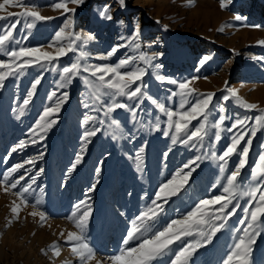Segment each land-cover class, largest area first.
<instances>
[{
    "label": "rangeland",
    "instance_id": "1",
    "mask_svg": "<svg viewBox=\"0 0 264 264\" xmlns=\"http://www.w3.org/2000/svg\"><path fill=\"white\" fill-rule=\"evenodd\" d=\"M23 2L37 6L42 15L55 18L45 22L38 21L31 30L26 29L22 22L15 33L20 43L10 44L8 50L19 47L46 48L66 22L65 16L61 15L62 10L52 7L59 0ZM193 3L194 6H191ZM105 6L110 7L112 21L100 16ZM69 7L77 9L72 16L74 33L94 36L92 42L81 44L82 50L90 54L82 63L116 64L120 59L135 57L141 53L147 55L151 58V64L146 69L148 74L144 81L147 87L144 91L148 96L164 102L168 108L179 111L180 96L172 99L168 97L172 91L180 90L176 85L157 81L156 73L178 82L192 80L190 87L198 93H215V110L211 113L210 122L218 117L221 105L226 108L227 115L232 120L248 118L250 122L261 114L259 109H264V45L259 43L264 40V0H232L226 9L220 7V0H126L125 7H121L117 0H86L83 6L69 4ZM21 11L22 8L7 6L4 11H0V16ZM236 16L243 19L238 21ZM15 19L16 16H10L7 21L0 20V26H6ZM137 25L141 29L139 49L133 44L119 49L107 61L96 58L107 54L117 45L126 43ZM221 27L224 28L223 32L219 31ZM77 54L69 53L60 58L56 62V72L29 67L23 75L9 76L5 80V87L0 89V181L9 168L29 159H35V164L25 163V168L15 173L12 179L24 175L25 179L21 184L26 185L31 183L32 176H36V183L26 194L29 206L21 205L18 220L11 212L13 201L19 203V198L12 194L18 189L6 192L0 186V264H79V259L73 256L65 238L67 232L76 231L69 217L76 211L75 205L81 201H86L91 206L86 229L88 243L102 264H111L108 258L119 255L124 247L122 241L133 224L140 223L137 217L153 207L152 201L160 186L172 179L185 162L197 155L205 158L198 162L199 167L176 195L167 198V202L158 201L163 205V211L158 210L155 220L148 222L151 231L146 235L151 236L155 231L162 230L173 220L185 219L202 200L227 195L223 193V188L239 157L231 158L225 172H221L219 162L210 157L213 153L222 154L233 133H221L222 139L214 146L211 140L206 139L205 147L201 149L179 142L173 145L172 133L169 136L163 134L167 130V117L160 114L147 99L140 106L137 121H133L130 112L125 109L116 110L110 117H106V109L93 103L90 90L80 79H75L67 88L58 87L60 70L69 65ZM204 57L210 59L201 64ZM0 61H10L7 51L0 50ZM136 64L145 67L143 63L135 61L131 68ZM156 65L163 67L157 68ZM37 78H41V83L29 105L24 106L23 100L27 98V93ZM225 81L243 99L256 104L258 108L246 110L239 107L233 99L224 101L223 96L228 94L224 91ZM53 91L57 93V97L67 92L69 98L54 117L57 123L46 132L38 129L39 135H35L32 129L44 108L55 107L57 97L51 95ZM195 95L196 93L189 96L188 100L191 101ZM120 100L136 106L134 101L125 98ZM86 104L88 107H85ZM20 108H24L22 116L18 111ZM97 108L100 110H95ZM89 115L97 119L84 125L83 120ZM157 115L161 121L159 130L155 127ZM111 119L117 120L119 127L110 126ZM232 120L226 121V124L230 125ZM98 121L104 122L102 128ZM197 123L199 122L193 121V124ZM93 127L101 130L90 138L81 163L72 170V164L84 146V134ZM215 131L212 130L213 134ZM249 138L252 139V145L248 163L239 178L240 191L259 183L251 181V169L257 164L258 157L264 154V130L259 131L255 137L245 139ZM33 139L36 143L30 142ZM20 141L27 142V146L12 153L11 148ZM244 146L242 142L240 147ZM141 147L144 148L141 154L143 165L142 170L138 171L136 154ZM165 153L168 155L165 156ZM41 154L42 159H38ZM37 200L40 201L37 208L47 217L43 226L39 217L33 218L30 215L32 205ZM237 202L240 207L236 209L235 215L228 219L211 242L196 248L189 264H223L233 251L237 237L242 235V232L236 230L243 229L247 223L245 221L242 224L241 221L245 219L243 209L250 202L249 198L238 193L234 200V203ZM218 207L219 205L209 206V210ZM84 209L85 205L81 204V210ZM231 210L230 206L229 211ZM192 227V236H184L176 241L171 246L169 255L154 261V264H169L174 253L181 247L194 244L200 239L199 231L204 230L207 225ZM61 232L65 233V237L60 236ZM139 242L132 240L128 246H135ZM54 244L61 248L59 257L52 254ZM41 249L47 250L48 255L42 253ZM91 264H96V261ZM233 264L238 262L234 261ZM251 264H264V228L253 245Z\"/></svg>",
    "mask_w": 264,
    "mask_h": 264
},
{
    "label": "snow or ice",
    "instance_id": "2",
    "mask_svg": "<svg viewBox=\"0 0 264 264\" xmlns=\"http://www.w3.org/2000/svg\"><path fill=\"white\" fill-rule=\"evenodd\" d=\"M86 0H59L52 7L55 10H62L61 15L65 16L66 22L55 33V38L52 43H49L46 48L44 47H19L17 49L8 50V46L12 43L19 44L20 40L16 38V29L18 26H23L31 30L35 27L36 22H45L54 19L52 16H44L37 9V6L30 5L23 2V0H3L0 3V11H4L7 6L19 7L23 11L18 13L8 12L7 16H0V20L7 21L8 17L16 16L17 19L10 21L6 26H0V50L7 51V55L10 57L9 62L0 61V89L5 87V80L9 76L23 75L24 71L29 67H39L45 70L57 71L56 62L60 58L68 56L69 53H78L75 59L67 66H63L60 70L58 87L61 89L67 88L74 82L75 79H80L83 84L90 90V95L94 104H99L102 108L106 109L104 115L110 117L111 114L119 109H125L130 112L133 121H137L138 113L141 111L140 106L147 99L160 114L167 117L166 124L167 130L164 131L165 136L171 135V143L176 145L178 142L185 146L201 149L205 147L206 139L211 140L212 145L219 142L222 139L221 133L225 131L233 133L231 135L230 142L224 148L222 154H212L210 157L216 160L220 164L221 172H225L228 168L229 162L233 156H238L239 160L231 173L227 176L226 186L223 188V193L227 195H217L211 199L200 201L196 208L188 214L185 219H177L171 221L162 230L155 231L151 236L146 235L151 231V227L148 224L149 221L155 220L159 211H163V205L158 201L163 200L167 202V198L176 195L188 182L189 177L199 167V161L204 159V156L197 155L193 159L185 162L181 168L174 174L172 179L167 183L160 186L159 190L155 194V198L152 201L153 207L143 212L137 219L139 224H133L132 229L127 234V237L122 241L124 247L121 248L119 255L109 257L108 260L111 264H154V261L169 255L172 251L171 246L180 241L184 236L193 235V225H207L204 230L199 231L200 239L194 244H186L181 247L178 252L174 253V258L169 261V264H189V260L198 246H202L204 243L211 242L217 232L224 228L228 219L235 215L236 209L240 207L239 203H234L237 198V194L249 198L248 205L243 209L245 219L241 223L247 221L246 226L243 229H237V232H242V235L237 237V242L233 245V251L227 256L223 264H233L234 261L238 264H251V255L253 251V245L256 244L257 237L260 235L261 229L264 228V154L258 157L257 164L251 169V181H258L259 183L253 184L251 187L244 191H240L241 183L240 176L242 169H244L248 163L249 149L252 145V139H245L246 137H255L259 131L264 130V109H259L260 115L253 118V121H249L248 118L232 120L227 115V110L222 105L218 108V117L210 122V116L214 109L213 99L215 93H198V91L190 85L192 80L184 82H178L174 78L166 77L158 73L155 74V79L160 82H166L171 85H176L179 88V92L172 91L168 99H172L177 95L180 96L179 111L170 109L164 102H160L147 95L144 89L147 87L144 81V77L147 73V66L151 64V58L141 53L135 57H128L120 59L116 64H88L82 63L89 58V53L82 50L81 44L87 45L94 40L93 35H78L73 31V19L72 16L76 13V7H69V4L76 5L77 7L83 6ZM121 7L126 6V0H117ZM232 0H220V7L226 9ZM194 6V3L191 4ZM110 7L105 6L100 13L102 19L112 21L113 16L110 14ZM236 20L243 19L240 16L235 17ZM219 31L223 32L224 28L221 27ZM141 36L140 26L137 25L133 29L132 35L127 39L126 43L117 45L112 48L107 54L99 55L96 58L101 61L109 60L119 49L126 48L129 45H135L137 49L140 48L139 38ZM27 39V36L23 37ZM67 41V43H64ZM264 45V40L259 42ZM47 49H52L49 51ZM210 57H204L201 64L207 62ZM139 61L145 65V67L136 64L134 68L131 65ZM157 68L163 67V65H156ZM131 68L128 71H122V69ZM87 74V75H83ZM91 77L92 79H90ZM41 83V78H37L31 85V90L27 93V98L23 100V105L27 106L31 102L36 88ZM135 85V87H133ZM228 94L223 96L224 101L233 99L235 103L246 110L257 109L258 106L254 103H249L243 99L238 91L228 86V82L225 81V89ZM194 98L189 101L188 97ZM53 97H57V93L53 91L51 93ZM69 95L67 92L57 97L55 107L49 106L44 108L42 115L39 118L35 128L32 129L33 134L39 135L40 131L46 132L57 123L54 118L60 111L62 105L67 102ZM104 98H108L105 100ZM120 98H125L128 101H134L135 107L121 102ZM110 101V103L108 102ZM85 107H88L86 104ZM97 111L100 108L95 109ZM19 114H24V108H20ZM96 117L91 115L87 116L83 120L84 125H88ZM232 120L230 125L226 124V121ZM155 127L159 130L160 116L155 117ZM193 121L199 123L193 124ZM103 127V121H98ZM250 123L252 126H249ZM110 126L119 127V123L115 119H111ZM143 127V125H141ZM101 128L93 127L84 134V146L81 148L80 153L76 156L75 162L72 164V170L79 165L83 159V155L90 142V138L97 135ZM215 129L213 134L212 130ZM43 139V137H41ZM36 143L35 139L30 141ZM244 143V147H240L241 143ZM27 146V142L20 141L17 145L11 148L12 153H16L23 150ZM144 152V148L141 147L136 154V160L138 161L136 167L137 170H142L143 159L141 154ZM42 155L37 157L42 159ZM165 156L168 153L164 154ZM6 162V161H5ZM25 163L34 165L35 159H29L26 162L17 163L7 170L3 175L0 186L4 188L6 192H12L14 196L19 198V203L13 201L11 212L15 219H19V209L21 205L24 207L28 205V197L26 194L32 189V185L36 183V176L31 177V183L22 185L21 181L25 179L24 175H20L16 179H12L13 175L19 170L25 168ZM41 171H43L41 169ZM38 175V174H37ZM68 175H71L69 171ZM99 175V173H97ZM19 186V188H18ZM95 185H93V189ZM40 201L37 200L33 207V211L30 215L33 218L39 217L41 226L46 222L47 217L43 211L37 208ZM81 204L85 205V209L81 210ZM219 205L214 210H209V206ZM232 208L229 211V208ZM76 211H74L69 217L72 223L75 225L76 231L67 232L65 243L70 245V251L73 256L79 259V264H91L92 261H96V264H102V261L98 259L94 250L88 243L86 229L89 218L91 216V206L86 201H81L75 205ZM79 213V214H78ZM220 223L217 224L216 222ZM12 220H9V224ZM143 229V231H141ZM35 235V233H33ZM61 237H65V233H60ZM132 240L140 241L135 246L129 247V242ZM52 254L56 257L61 255V248L57 245H52ZM41 252L48 255L47 250L41 249Z\"/></svg>",
    "mask_w": 264,
    "mask_h": 264
},
{
    "label": "bare ground",
    "instance_id": "3",
    "mask_svg": "<svg viewBox=\"0 0 264 264\" xmlns=\"http://www.w3.org/2000/svg\"><path fill=\"white\" fill-rule=\"evenodd\" d=\"M63 258V257H62Z\"/></svg>",
    "mask_w": 264,
    "mask_h": 264
}]
</instances>
